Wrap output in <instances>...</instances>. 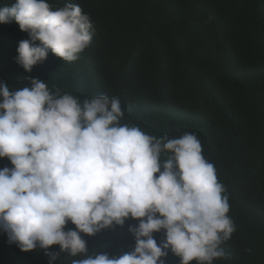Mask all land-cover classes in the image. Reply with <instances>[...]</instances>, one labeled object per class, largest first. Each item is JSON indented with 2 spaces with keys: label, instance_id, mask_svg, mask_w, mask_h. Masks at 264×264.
I'll return each mask as SVG.
<instances>
[{
  "label": "clouds",
  "instance_id": "clouds-1",
  "mask_svg": "<svg viewBox=\"0 0 264 264\" xmlns=\"http://www.w3.org/2000/svg\"><path fill=\"white\" fill-rule=\"evenodd\" d=\"M13 21L28 35L14 57L26 72L49 51L64 62L77 60L95 33L89 14L72 3L0 6V23ZM26 80L15 90L0 81V158L11 165L0 168V232L9 244L42 249L48 264L60 253L71 264H165L169 251L179 264L225 256L221 245L235 230L228 196L195 134L153 136L121 124L116 96L81 99L40 78ZM258 95L252 110L243 106L254 116L262 111ZM129 218L137 221L128 226L131 251L109 256L82 238ZM69 222L75 227L66 229ZM162 230L157 242L153 234Z\"/></svg>",
  "mask_w": 264,
  "mask_h": 264
},
{
  "label": "trees",
  "instance_id": "trees-1",
  "mask_svg": "<svg viewBox=\"0 0 264 264\" xmlns=\"http://www.w3.org/2000/svg\"><path fill=\"white\" fill-rule=\"evenodd\" d=\"M13 2L0 0V6ZM49 2L79 5L89 14L95 26L89 47L72 62L49 51L26 72L14 57L27 33L14 21L0 23V81L15 90L34 77L81 99L116 96L124 113L121 124L157 137L195 134L225 187L227 215L235 228L221 245L225 256L213 264H264V43L259 26L264 24V0ZM258 92L262 111L254 116L243 106L252 110ZM4 166H11L6 157L0 158ZM136 223L129 218L123 226L81 235L89 249L119 256L132 250L128 226ZM153 235L159 242L163 230ZM65 256L60 253L59 264H71L73 258ZM164 259L179 264L171 251ZM0 264L48 261L42 249L21 251L0 232Z\"/></svg>",
  "mask_w": 264,
  "mask_h": 264
}]
</instances>
